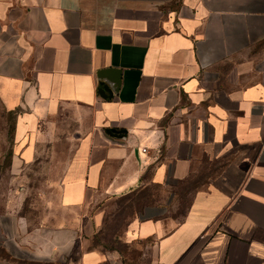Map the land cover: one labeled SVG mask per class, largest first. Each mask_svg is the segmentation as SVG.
<instances>
[{
  "label": "crops",
  "instance_id": "0c3cea01",
  "mask_svg": "<svg viewBox=\"0 0 264 264\" xmlns=\"http://www.w3.org/2000/svg\"><path fill=\"white\" fill-rule=\"evenodd\" d=\"M0 121V185L47 152L58 201L31 224L0 192V264H264V0H0Z\"/></svg>",
  "mask_w": 264,
  "mask_h": 264
},
{
  "label": "rangeland",
  "instance_id": "374dc122",
  "mask_svg": "<svg viewBox=\"0 0 264 264\" xmlns=\"http://www.w3.org/2000/svg\"><path fill=\"white\" fill-rule=\"evenodd\" d=\"M64 118V117H61ZM60 118V119H61ZM10 120L7 121L8 130L10 128ZM0 123H2L0 121ZM0 130V151L5 153L8 151V141H10V133L1 134ZM9 134V135H8ZM7 141H6V140ZM3 155V154H2ZM45 158L42 165L37 166L36 164L33 167H30L25 170L27 174L26 178L21 182L15 184H9L6 181L0 185V192H6L9 188H13L17 192H23L26 194L25 200L20 208V215L24 216L29 223L36 224L46 206L50 203H58L56 197L47 196L50 193H57L56 184L47 183L48 179H56V174L53 172V169L47 167V163L50 162L47 152H45ZM44 165V166H43ZM46 166V167H45ZM6 174V169H2ZM147 196L141 198L139 196H131L128 198H121L115 200L113 203H110L103 212V222L101 224V229L98 231L92 244L96 247L102 249L111 250H123L120 244V238L123 235L124 228L127 222L134 217L136 212L141 210V206L145 202H149L151 195L163 194L159 191H151L146 193ZM187 197H188V193ZM180 201V195L177 196V199L172 201V206L169 208V215L172 217L178 216L185 207L186 198ZM158 198V197H156ZM183 202V203H182ZM1 209V208H0ZM57 212V211H56Z\"/></svg>",
  "mask_w": 264,
  "mask_h": 264
},
{
  "label": "trees",
  "instance_id": "16d2710c",
  "mask_svg": "<svg viewBox=\"0 0 264 264\" xmlns=\"http://www.w3.org/2000/svg\"><path fill=\"white\" fill-rule=\"evenodd\" d=\"M200 179H201V177L196 174V176L194 175L191 179H189V180H187L185 182L177 183V185L175 187H173L174 192H176L178 195H180V201L185 199V197H187L186 193H188V197L186 198L185 205L190 200V196H192V194L195 192V190L200 186V184H199V180ZM157 189H158V187H154V186L152 187V189L151 188H146V189L140 191L139 194H137L136 196L144 198V197L147 196L146 193H150L151 191H157ZM152 196L153 195L150 196L149 202L143 203L141 208L144 205H147L149 203L154 202V200H152ZM125 198H128V197H125Z\"/></svg>",
  "mask_w": 264,
  "mask_h": 264
},
{
  "label": "water",
  "instance_id": "95a60500",
  "mask_svg": "<svg viewBox=\"0 0 264 264\" xmlns=\"http://www.w3.org/2000/svg\"><path fill=\"white\" fill-rule=\"evenodd\" d=\"M106 93H109V89H108V86L107 85H102L101 89H100V94L102 96H106L105 94Z\"/></svg>",
  "mask_w": 264,
  "mask_h": 264
}]
</instances>
